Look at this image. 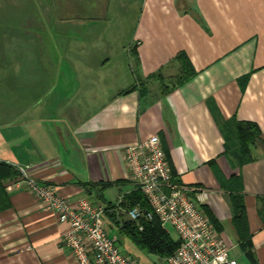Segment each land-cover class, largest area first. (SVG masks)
<instances>
[{
  "label": "crops",
  "instance_id": "0c3cea01",
  "mask_svg": "<svg viewBox=\"0 0 264 264\" xmlns=\"http://www.w3.org/2000/svg\"><path fill=\"white\" fill-rule=\"evenodd\" d=\"M179 53L195 75L161 96ZM239 122L259 130L244 154ZM151 136L172 181L206 191L228 256L264 264V0H0V164L29 167L70 202L98 195L136 264L117 227L129 218L116 204L134 191L122 152ZM3 195L0 264H75L52 212L22 187Z\"/></svg>",
  "mask_w": 264,
  "mask_h": 264
},
{
  "label": "built area",
  "instance_id": "2783aa9c",
  "mask_svg": "<svg viewBox=\"0 0 264 264\" xmlns=\"http://www.w3.org/2000/svg\"><path fill=\"white\" fill-rule=\"evenodd\" d=\"M122 157L134 191L141 193L150 208L145 215L137 208L130 210L129 221L153 216L177 236L179 245L164 264H237L203 212L206 191L172 181L157 136L124 148ZM14 169L18 176L7 183L6 190L24 188L66 226L60 242L75 264H136L110 237L102 205L84 198L70 202L55 186L38 181L29 167Z\"/></svg>",
  "mask_w": 264,
  "mask_h": 264
},
{
  "label": "trees",
  "instance_id": "16d2710c",
  "mask_svg": "<svg viewBox=\"0 0 264 264\" xmlns=\"http://www.w3.org/2000/svg\"><path fill=\"white\" fill-rule=\"evenodd\" d=\"M174 59L179 65V70L176 76L168 83H164L163 81L160 82L159 87L161 96H164L168 92L181 86L195 75L194 69L183 53H179ZM134 89H136L135 86H133L127 92H130ZM138 93L140 96H145L147 94V88L143 84H140ZM236 137L239 143L240 152L244 154L246 153L249 145H253L258 141L259 130L253 123L239 122L236 124ZM0 172L1 210L3 207H5V204H3V200L5 198L3 195V192L5 190L3 182L16 178L18 176V173L14 168L3 164H0ZM87 193L90 195L89 189H87ZM94 198L95 203H98L104 207L105 215L110 216L108 215V212H110L114 208L105 204L103 205L98 195L96 197L94 196ZM230 203L233 210V226L234 228H236V231L238 230V235L240 237H244L245 235L240 233V225L243 223L244 219V208L242 201L239 197H230ZM118 207L120 209H123L126 213L134 208H137L142 215L150 213L149 206L147 205L141 193H139L138 191H132L131 193L125 195L119 203ZM202 209L204 211V205L202 206ZM119 224L121 227H118ZM117 227L120 228L119 231L122 236L129 240L139 250L144 252L146 256L156 255L163 261H165L170 255H172L179 245L178 242L174 243L170 240L168 235L159 225L158 220L153 216L150 220H145L143 217H141L136 222H118ZM138 228L141 229L139 230Z\"/></svg>",
  "mask_w": 264,
  "mask_h": 264
},
{
  "label": "rangeland",
  "instance_id": "374dc122",
  "mask_svg": "<svg viewBox=\"0 0 264 264\" xmlns=\"http://www.w3.org/2000/svg\"><path fill=\"white\" fill-rule=\"evenodd\" d=\"M164 229L168 232V234L172 238L175 237V232L170 226H165ZM120 238L122 239V243H120L121 250H125L126 252L131 253L132 254L131 256L133 257L135 261L138 262V264H148L146 257L144 255H138L136 249H134V246L129 241H127V239L122 238V237Z\"/></svg>",
  "mask_w": 264,
  "mask_h": 264
},
{
  "label": "water",
  "instance_id": "95a60500",
  "mask_svg": "<svg viewBox=\"0 0 264 264\" xmlns=\"http://www.w3.org/2000/svg\"><path fill=\"white\" fill-rule=\"evenodd\" d=\"M148 259L150 260V261H152L153 263H157V258L156 257H154V256H148Z\"/></svg>",
  "mask_w": 264,
  "mask_h": 264
}]
</instances>
